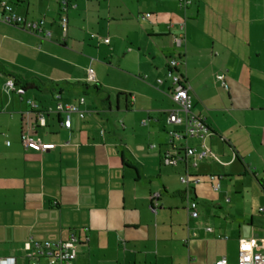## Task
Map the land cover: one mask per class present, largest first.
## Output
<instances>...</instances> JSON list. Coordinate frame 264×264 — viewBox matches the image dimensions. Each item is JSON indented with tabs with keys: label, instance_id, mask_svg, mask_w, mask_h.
<instances>
[{
	"label": "crops",
	"instance_id": "crops-1",
	"mask_svg": "<svg viewBox=\"0 0 264 264\" xmlns=\"http://www.w3.org/2000/svg\"><path fill=\"white\" fill-rule=\"evenodd\" d=\"M7 1L19 16L44 19L51 37L0 20V259L27 264L31 237L72 236L77 264H238L242 240L264 255V0ZM172 58L206 137L171 141V131H186L184 113L168 121ZM8 77L27 86L23 95L4 92ZM81 98L86 117L72 115L65 128L57 103ZM26 133L55 147L27 149ZM203 146L219 160L195 167L183 158ZM175 150L183 159L169 165L164 154ZM182 175L201 182L188 187Z\"/></svg>",
	"mask_w": 264,
	"mask_h": 264
},
{
	"label": "built area",
	"instance_id": "built-area-1",
	"mask_svg": "<svg viewBox=\"0 0 264 264\" xmlns=\"http://www.w3.org/2000/svg\"><path fill=\"white\" fill-rule=\"evenodd\" d=\"M179 2L182 8H188L193 4L194 0H179ZM61 7L62 13L60 17V26L64 32V35H66L68 31V16L64 14V12L68 9L67 1H63ZM0 10L3 13L2 17L0 18L2 22L14 25L29 32L43 34L48 38L51 37V33L45 29L44 19L33 21L15 14L13 7L7 0H0ZM150 16L151 14H147V17ZM180 31L182 32L181 35L174 36V42L177 45H181V43L185 40V23L180 24ZM92 38H98L104 43L110 44L109 38H102L96 34H93ZM179 65L180 62L176 58L170 59L168 63V68L170 70L168 77L172 84L171 97L175 104V107L169 111L168 121L170 124L181 123L183 122L181 113H184L186 115V131H171L170 136L172 143L175 141V139H184L185 136L206 137L211 133V128L207 124L206 119L192 112V96L190 94L189 87L183 83L182 77L177 72ZM88 79L90 81H95V73L91 68L88 70ZM217 79L224 87L228 88L223 75L217 76ZM158 82L162 83L163 80L160 79ZM3 90L8 95H23L25 93V89L23 87L17 86L15 80L10 77L6 78ZM30 104L33 109L37 108V105L34 102H30ZM85 104V98H81L77 104H64L60 101L57 103L55 112L58 115L64 116L62 125L65 128L70 129L72 127V115H78L81 119L86 117L87 111L82 108L85 106ZM38 121L41 126L46 125V119L43 113L39 114ZM143 124H145V122H143ZM22 143L27 149H33L36 151H44L53 149L55 147L54 144H45L40 139H36L27 133L23 135ZM7 145H11L10 141H7ZM180 153V151L176 150L167 151L164 154V161L169 165H176L180 159L184 158L187 160L190 158L192 159L191 162L193 166L198 167L199 162L205 158L212 157L216 160H219L218 157H216L206 146H203V149L200 152H196L195 149L187 147L185 149V156H182L183 158L180 156ZM218 179L219 178L215 176H210L209 178L216 190L219 189ZM180 180L183 184L188 185V187L191 185H197L201 182L199 177H191L189 175H182ZM187 210L190 217L194 219L199 218L200 213L198 209V203L196 201L190 202ZM260 212H264V207L260 209ZM208 230L211 231L212 229L208 228ZM78 245L79 238L77 236H72L67 240L46 242H40L31 237L29 242L26 244L27 264H77L76 260ZM0 264L17 263L15 258H6L0 259ZM214 264H229V262L225 257H223ZM239 264H264V255L255 252L253 244L250 241L242 240L239 249Z\"/></svg>",
	"mask_w": 264,
	"mask_h": 264
},
{
	"label": "trees",
	"instance_id": "trees-1",
	"mask_svg": "<svg viewBox=\"0 0 264 264\" xmlns=\"http://www.w3.org/2000/svg\"><path fill=\"white\" fill-rule=\"evenodd\" d=\"M10 76H12V75H10ZM13 77V76H12ZM14 78V77H13ZM15 82H16V85L17 86H20L21 87V82L20 81H18V80H15ZM27 86H24L23 88L25 89ZM26 90V89H25Z\"/></svg>",
	"mask_w": 264,
	"mask_h": 264
},
{
	"label": "rangeland",
	"instance_id": "rangeland-1",
	"mask_svg": "<svg viewBox=\"0 0 264 264\" xmlns=\"http://www.w3.org/2000/svg\"><path fill=\"white\" fill-rule=\"evenodd\" d=\"M239 256V255H238ZM239 264V263H238Z\"/></svg>",
	"mask_w": 264,
	"mask_h": 264
}]
</instances>
